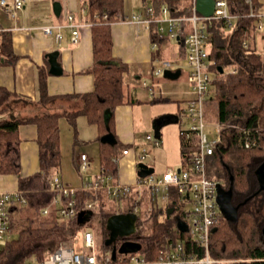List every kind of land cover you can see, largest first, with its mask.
Segmentation results:
<instances>
[{
    "label": "trees",
    "instance_id": "1",
    "mask_svg": "<svg viewBox=\"0 0 264 264\" xmlns=\"http://www.w3.org/2000/svg\"><path fill=\"white\" fill-rule=\"evenodd\" d=\"M232 2L237 5L236 8H230L232 13L242 15L248 10L241 2ZM252 2L257 9L256 0ZM149 4L154 7L156 14L163 4L177 8L178 15H188L191 12L189 2L180 4L176 0H151ZM85 5L92 23L93 57L88 71L93 74L94 80L90 91L72 96L49 95L45 90V70L39 74L40 98L37 101L23 98L0 86V172L17 175L18 190L26 200L25 206L9 207L10 230L16 233V237L7 241L0 251V264H24L32 255L41 257L58 245L70 241L84 227L86 222H79L78 213L83 203L95 196L81 190L77 191V214L73 218L62 220L57 211L56 221L51 219L47 223L37 217L42 214L44 208L51 206L54 197L48 185L49 177L56 172L60 164L59 119L65 117L72 127L74 144L79 142L76 135L78 116L85 117L88 124L95 125L99 140L104 134L113 132L112 114L105 121L104 111L109 109L112 112L117 105L127 102L123 76L128 72L129 66L113 55L111 35V23L123 16L125 2L85 0ZM254 27L253 17H240L230 30L226 29L224 22L220 20L213 21L210 27L212 34L209 59L213 78L204 103V112L206 119L221 123L223 128L221 140L214 146V152L207 160L206 171L207 175L216 178L224 189L231 188V202L237 207L235 221L227 220L221 212L219 223L211 234V256L217 260L233 259L232 262L216 264H264V190L258 187L255 174L258 165L264 162V55L258 53L253 45ZM150 36L152 43L158 46L169 41L157 34L154 24L151 26ZM178 44H181V41H178ZM181 53L183 58V50ZM0 55L2 62L7 64H13L18 59L6 31H0ZM218 66L222 67V72ZM73 98H78L76 107L63 110L53 108L59 101ZM164 100L167 101V97L159 96L154 99L156 102ZM179 103L181 101L177 100L178 107ZM27 123L34 124L37 129L39 170L31 175L21 176L18 126ZM246 134L256 138L255 146H242ZM179 145L182 164L187 159L189 149L180 137ZM127 147L120 142L113 145L100 142L98 155L101 170L116 175L117 161L113 158L120 156L122 150ZM97 197L98 209L92 211L89 219L96 216L94 226L98 227L100 233L107 234L106 219L116 212L109 208V199L104 193L98 192ZM134 197L135 193L130 192L120 198L130 200L132 204ZM130 208L129 205L126 210L118 211L125 212ZM144 211L139 214L137 231L131 238L141 244L143 255L153 258L165 248L169 240L179 235L175 217L184 214L182 196L171 187L165 206L146 210L149 212L146 218L142 215ZM164 213L165 216L161 217ZM147 220L148 224L145 225ZM88 225L93 226L87 223ZM138 226L141 227L140 230ZM104 240L105 237L98 243V249L101 251L110 248ZM197 253L200 254L199 251Z\"/></svg>",
    "mask_w": 264,
    "mask_h": 264
},
{
    "label": "built area",
    "instance_id": "2",
    "mask_svg": "<svg viewBox=\"0 0 264 264\" xmlns=\"http://www.w3.org/2000/svg\"><path fill=\"white\" fill-rule=\"evenodd\" d=\"M6 0H0V4L6 8L9 5ZM246 5L248 10L244 14L232 13L230 8H236L232 0H213V11L210 15H202L196 10L195 0H189L191 12L188 15L176 14L177 8L163 4L156 14L151 4L143 5L138 11L124 15L119 20L125 23L139 25L150 32L151 26L156 25L159 36L169 40L181 41L185 60L187 63V79L191 88L192 97L185 100L184 104L175 114V121L180 124L179 137L188 150L187 159L180 164L179 171L168 169L159 176L147 175L136 177L135 182L125 183L119 181L114 175L104 173L101 168L97 174L90 171V159L87 154L79 153L78 169L81 181L78 186H73L62 181L53 174L49 177L48 188L53 192L52 204L57 206L58 216L63 219H71L77 214V191L89 192L95 196L87 199L81 211H96L98 209L97 193L102 192L109 200L121 199L128 193H135L131 208L127 212H141L139 204L147 200L148 210L165 206L171 187L182 196L183 215L175 217L179 235L169 240L165 248L153 258H147L141 253V248L135 252L117 253L112 258V248L118 247L125 240L136 241L131 237L120 238V242L114 241L109 250L98 249L94 231L83 229L77 236L75 243L70 246L60 244L43 256L32 255L24 264H214L218 260L210 254V237L219 223L220 208L217 203V188L220 184L215 178L207 175L206 164L209 156L214 152L222 137L223 125L217 121L208 123L205 120L204 103L207 99L213 73L210 69L209 50L211 48V31L213 21H222L226 29L232 28L240 17H253L255 19V33L264 40V10L255 9L252 0H235ZM25 0H12L10 6L16 10L22 8ZM69 27L72 29V40L78 37L79 23L73 22V15L68 13ZM234 21V22H233ZM62 24L46 25L41 29L46 34H53L56 43H59L62 34L59 28ZM58 28L53 33V30ZM181 35V36H180ZM246 44V42L244 43ZM156 46V43L152 44ZM171 59H159L152 74L159 76L165 70L174 66ZM233 71V70H232ZM145 85V82L143 83ZM186 118L187 124L183 125L182 119ZM210 126L212 136L209 137L205 127ZM247 130H245L246 132ZM248 133V131H247ZM150 139V135L146 136ZM257 143L256 138L246 134L243 140L244 148H250ZM154 145H159V140H153ZM138 153V161L145 160L147 151L143 147ZM128 152L124 148L121 155ZM120 156L113 158L118 161ZM189 204V205H188ZM25 206L26 200L20 191L0 193V251L10 239L12 232L9 222V207ZM48 212L47 208L42 214ZM165 216V213L163 214ZM200 254H198V251Z\"/></svg>",
    "mask_w": 264,
    "mask_h": 264
},
{
    "label": "crops",
    "instance_id": "3",
    "mask_svg": "<svg viewBox=\"0 0 264 264\" xmlns=\"http://www.w3.org/2000/svg\"><path fill=\"white\" fill-rule=\"evenodd\" d=\"M5 2L9 7L6 8L0 4V31L9 33L12 50L18 56V59L13 64H7L3 63L2 57H0V86L6 87L8 90L15 92L23 98L37 101L40 98L39 74L40 71L45 70V90L49 95H55L57 97L63 95L72 96L73 94L90 91L93 87L94 80L93 74L88 71L92 65L93 57L91 41L92 23L89 20L85 0H25L22 8L16 10L10 6L12 0H6ZM54 2H58L59 4L57 13H54ZM124 2L125 8L123 16L136 12L143 6L134 7L132 0H124ZM256 3L258 8L264 10V0H256ZM68 13L73 15L74 23L80 24L78 27V37L75 42L72 40V29L68 26ZM56 24H62L59 28L62 34L59 43L55 42L53 34H46L41 29L42 26H55ZM56 30L58 28H55L53 33ZM111 35L113 55L120 58L123 62H126L129 66L128 72L123 76L124 95L127 102L117 105L112 112L109 109L105 110L103 115L104 120L107 121L112 114L113 132H108L115 140L112 145L120 142L128 146V152L120 155L117 161V172L114 176L119 181L133 184L136 177H140L137 175V163L140 162L137 158L139 153L137 152V145L138 142L139 145L141 144L137 138L143 136L146 140H149L146 137L148 134L144 136V133L147 131L145 128L137 130L139 123L144 124L145 122L142 115L147 113L146 118L148 121L146 127H148L151 120L152 128L155 129L154 133L157 131V136L159 137L160 133L156 128H163L164 124L173 121L174 114L179 110L178 108L184 104L185 100L192 97L193 94L189 89L184 92L183 90L179 92L177 88L169 93L170 96L165 94L157 95L155 92L154 84L156 85L159 82L155 79L158 76H154L152 72L156 66L155 64H157V60L171 59L175 62L170 70L177 72L178 75L170 78V80L178 78L181 74V70L176 68L178 67L176 61L182 58V43L178 44V41L168 39L169 41L166 44L153 46L149 31L142 29L139 25L125 23L120 20L111 23ZM253 38L254 34L252 40L257 51L256 46L259 45V42H262L264 46V40L261 35L258 40L255 39L256 41ZM173 43L175 47H178V50L176 49V55L173 54L171 56L174 59L168 57L170 56L169 53L172 47H174L172 45ZM54 52L56 53L55 56ZM257 52L264 55V51L263 53ZM50 55H53L55 62L58 64L57 68H51ZM183 58L185 59V55ZM144 82L145 85L143 84ZM178 94L184 96L177 97ZM159 96H165L168 99L167 101L174 100L176 103L177 100H180L181 103H179V107L177 105V112L167 115L162 110L155 109V106H158L160 103L167 102L165 100L159 102L154 101ZM130 100L135 101L130 102ZM77 104L78 98H73L59 101L53 108L63 110L67 107H76ZM160 114L162 116L159 118ZM65 119V117H61L59 122L65 124V121L68 122ZM88 125L92 124H88L85 117H77L76 135L79 138V142L74 144L75 138L73 137L70 157L69 152H65V149L63 150L60 147L61 135L59 138L60 164L57 172L54 174L58 175L62 181L70 185H79L81 174L79 173V179L66 177L61 174L60 166L61 163L64 168L66 166L70 167L72 164L80 172L77 160L79 153L88 155L92 174H97L101 168L98 150L99 144L102 141L97 139L95 125H92L94 127L92 133L86 135L89 131L87 128ZM18 136L20 139V174L21 176L31 175L39 170V147L36 141V126L32 123L20 124L18 126ZM94 158L96 159V165L93 164ZM146 164L153 169L151 174L155 177L162 174L167 168L170 169L173 167L172 164H169L161 173L155 175L153 165ZM95 168L96 171H92ZM178 169L176 168V170ZM67 170L71 171L68 167L65 168V171ZM17 179L18 177L14 173L0 172V193L19 191ZM46 208L48 212L43 215H48L51 211H57L55 204H51L50 207Z\"/></svg>",
    "mask_w": 264,
    "mask_h": 264
},
{
    "label": "rangeland",
    "instance_id": "4",
    "mask_svg": "<svg viewBox=\"0 0 264 264\" xmlns=\"http://www.w3.org/2000/svg\"><path fill=\"white\" fill-rule=\"evenodd\" d=\"M150 1L151 0H132V3L134 4V7H135V6H141V5L149 4ZM176 1H178L180 4H186V3L189 2V0H176ZM228 30H230V29H228ZM259 37H260L259 34H257V33L255 34L254 33V38H253L254 41L258 40ZM172 45L174 47H172L171 52L169 53L170 56H168V57L174 59L171 56L173 54L176 55L178 47H175L174 43ZM256 47H257V51L263 53V51H264L263 47L264 46H263L262 42H259V45L256 46ZM176 64L178 65V67H176V68L181 70V74L179 75L178 78L170 80V78H165L163 74H161V75H159L158 77L155 78L159 82L156 85L154 84L155 92L157 93V95H160V94L164 95L165 94L167 96H170L169 93L172 92V90H174L175 88H177L179 90V92L182 91V90H183V92L187 91L188 89L191 90L190 86L188 85L187 78H186L187 75H188L187 72H188V68H189L187 66L186 60L184 58L183 59L180 58L179 60L176 61ZM182 96H184V95L178 94L177 97H182ZM173 98H175V96H173ZM156 108L159 109V110H162L167 115L168 114H173V113L177 112V103L174 100L167 101V102H162L158 106H155V109ZM142 116L144 117L145 122H144V124L139 123V128L137 130H139V129L142 130V129L145 128V130H147V131H146V133H144V136L146 134L150 135V139L149 140H146L145 137H143V136L137 138L138 141H140V144H141V145H139V142H138L137 152H140L141 150H143L142 149L143 147H145L147 149L146 151H148L145 160L142 161V162L148 163V164H150V166L153 165L152 167L154 168V174L155 175L161 173L162 170L167 168V166L169 164H172V166H173L170 169L176 170V168H179V166H180V154H179V127H180V124L178 123V121H170V122L164 124L163 128L161 127L162 129L161 128H156L159 131V133H160L159 135L160 136L159 137H155V134H154L155 129L152 128L151 120L149 122L150 124L148 125V127H146L147 121H148V119L146 118L147 113L145 115H142ZM161 116H162V114L159 115V118ZM205 120L208 123L213 122V120H211V119H206L205 118ZM182 121H183V125L187 124L186 118H183ZM87 128H88L89 131L86 133V135H90L92 133V130H94V127L92 125H88ZM59 130H60V135H61L60 147L63 150L65 149V152H69V157H70V154L72 153L71 152V148H72V142H73V137H74V132L72 130V127L66 121H65V124L62 123V122H59ZM205 131L207 132L209 137L212 136V130H211L210 126H206L205 127ZM77 133H78V131H77ZM154 139H158L160 144L157 145V146L153 145V140ZM151 159H153V161H151ZM67 160H68V158H67ZM93 164L96 165V159L94 160ZM60 167H61V174L62 175H65L66 177H72V178L75 177V179L76 178L79 179V177H80L79 173L80 172H78L77 169L75 168V166H73L72 164H71L70 167L69 166L65 167V168H67V167L70 168L71 171L70 170L65 171V168L62 167V163H61ZM96 168L92 169V171H96ZM167 170H168V168H167ZM56 172H57V170H56ZM75 179H74V181H75ZM76 183H78V182H76ZM129 205H130V200L122 199V198L121 199H116V200H109V202H108L109 208L111 210H114L115 212H118V210L119 211L126 210L129 207ZM139 207H140L141 213H142L143 210H145L142 215H143V218H146L148 216V213H149V212H146V210L149 211L148 210V206H147V200L142 201L139 204ZM27 214H30V213H27ZM37 217H38L39 220H44L45 222L47 221V223H49V221H51V219H53L55 221L58 219L56 217V214H55L54 211H51V213H49L48 215L41 214V215H38ZM161 217H164V215L161 216ZM95 221H96V216H93L91 219H89V221L86 222L84 227H82L76 233L75 237H73L70 241H68V242H66L64 244L72 246L75 243V240H76L77 236H79L80 232L83 229L88 228V227L94 231V235L93 236H95L96 242L98 244L99 241L104 239V237H107V234L106 233H103V234L100 233V230L98 229V227L94 226ZM87 223L88 224H92L93 226H91V225L87 226ZM147 224H148V220L145 221V225H147ZM138 227H139V230H140L141 227L140 226H138ZM15 237H16V233L12 232V235H11L10 239L15 238ZM119 242H120V239L118 238L116 240V243H119ZM232 261H233V259H223V260H218L216 263H219V262H232ZM216 263H214V264H216Z\"/></svg>",
    "mask_w": 264,
    "mask_h": 264
},
{
    "label": "water",
    "instance_id": "5",
    "mask_svg": "<svg viewBox=\"0 0 264 264\" xmlns=\"http://www.w3.org/2000/svg\"><path fill=\"white\" fill-rule=\"evenodd\" d=\"M196 10L202 15H210L213 11V0H195ZM59 4L58 2L53 3L54 13L58 12ZM54 52V56H55ZM51 68L58 67L55 62L53 55H50ZM52 68V69H53ZM220 72H222V67L218 66ZM164 77L174 78L178 74L177 72L167 69L163 73ZM175 121V115L173 117ZM155 137H158V132L156 131ZM100 140L105 143H114L115 140L112 138L111 134L107 133L101 136ZM153 169L149 167L144 162L137 163V175L140 177H145L151 174ZM179 171V169H178ZM255 174L258 180L259 188L264 190V162H262L255 170ZM217 203L219 205L220 211L223 213L224 217L229 221H235L237 217V207L231 202L232 191L231 188L224 189L220 184L217 188ZM171 210H169L170 212ZM92 211H80L78 213V219L81 224H84L91 217ZM138 221V216L136 213L132 212H119L111 214L105 223V229L108 232V236L105 237V244L110 245L116 241L119 237L124 238L133 235L136 231V222ZM177 225L182 227L178 222ZM262 234L264 236V226L262 227ZM141 244L137 241L125 240L120 246L112 248V258L115 257L117 253L135 252L140 250Z\"/></svg>",
    "mask_w": 264,
    "mask_h": 264
},
{
    "label": "flooded vegetation",
    "instance_id": "6",
    "mask_svg": "<svg viewBox=\"0 0 264 264\" xmlns=\"http://www.w3.org/2000/svg\"><path fill=\"white\" fill-rule=\"evenodd\" d=\"M125 212H127V211H125ZM107 236H108V232H107ZM129 237H131V235Z\"/></svg>",
    "mask_w": 264,
    "mask_h": 264
}]
</instances>
